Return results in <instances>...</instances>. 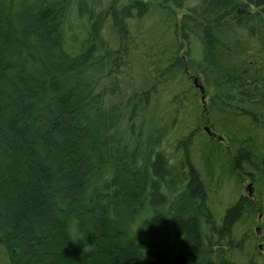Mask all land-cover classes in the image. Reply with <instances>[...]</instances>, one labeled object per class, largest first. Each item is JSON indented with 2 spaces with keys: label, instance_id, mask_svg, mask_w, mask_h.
<instances>
[{
  "label": "trees",
  "instance_id": "1",
  "mask_svg": "<svg viewBox=\"0 0 264 264\" xmlns=\"http://www.w3.org/2000/svg\"><path fill=\"white\" fill-rule=\"evenodd\" d=\"M262 242L264 0H0V264Z\"/></svg>",
  "mask_w": 264,
  "mask_h": 264
},
{
  "label": "water",
  "instance_id": "2",
  "mask_svg": "<svg viewBox=\"0 0 264 264\" xmlns=\"http://www.w3.org/2000/svg\"><path fill=\"white\" fill-rule=\"evenodd\" d=\"M193 83H194L195 86H197V87L199 88L200 92L203 91L202 85H201V83L197 82V77H196V76L193 77ZM201 100H203V94H201ZM204 130H205L206 132H208V133L210 132V131H209V128H208L206 125H204ZM248 186H249V184H247V187H248Z\"/></svg>",
  "mask_w": 264,
  "mask_h": 264
},
{
  "label": "rangeland",
  "instance_id": "3",
  "mask_svg": "<svg viewBox=\"0 0 264 264\" xmlns=\"http://www.w3.org/2000/svg\"><path fill=\"white\" fill-rule=\"evenodd\" d=\"M245 191L247 190L245 189ZM261 247L263 248V251H264V242L261 243Z\"/></svg>",
  "mask_w": 264,
  "mask_h": 264
}]
</instances>
